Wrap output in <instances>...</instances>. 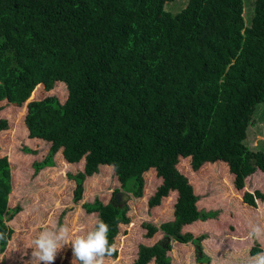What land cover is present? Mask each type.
Instances as JSON below:
<instances>
[{
    "label": "trees",
    "instance_id": "1",
    "mask_svg": "<svg viewBox=\"0 0 264 264\" xmlns=\"http://www.w3.org/2000/svg\"><path fill=\"white\" fill-rule=\"evenodd\" d=\"M175 1L0 0V101L26 105L29 136L50 142L35 171L53 166L62 150L70 163L86 159L84 170L69 174L76 201L100 165L114 168L130 197L143 196L144 173L154 168L163 182L151 207L178 191L172 220L144 223L148 237L161 230L164 238L140 244L133 264H170V239L195 243L199 264H209L204 235L182 228L215 211L198 208L181 159L190 157L195 171L226 162L237 189L258 169L264 173V150L245 142L264 102V0H187L174 12ZM56 83L65 84L64 102L55 94L30 100ZM8 128L0 118V131ZM11 176L8 157H0V231L7 233L0 252L13 234L6 219L21 210L9 207ZM119 190L108 204H83L109 225L111 246L119 224L130 221ZM258 198L264 192H246L244 201L257 206ZM256 247L252 254L261 252Z\"/></svg>",
    "mask_w": 264,
    "mask_h": 264
},
{
    "label": "rangeland",
    "instance_id": "2",
    "mask_svg": "<svg viewBox=\"0 0 264 264\" xmlns=\"http://www.w3.org/2000/svg\"><path fill=\"white\" fill-rule=\"evenodd\" d=\"M253 1L246 0L247 5ZM186 2L187 0H176L168 8L177 12ZM54 94L64 102L67 98L65 84L56 83L51 91H46L42 85L30 100ZM24 106L26 105L19 106L7 100L0 101V118H6L9 122V128L0 131V157L7 156L11 164L12 189L8 203L10 208L18 205L21 207L11 220L9 216L6 219L13 234L6 249L0 252V264H34L31 261L32 241L39 234L41 225H66L73 238L92 230L98 221V213L87 212L83 204L91 203L97 198L108 204L117 189L120 190L115 197L121 202H127L126 215L130 221L119 224L114 245L119 251L118 257H106L105 264H133L140 244L153 245L164 238L161 230L153 237H148L144 223L160 225L164 221L172 220L178 191H171L162 198L159 205L151 207L149 198L163 182L154 168L144 173L143 196L126 198L118 197L122 189L114 168L100 165L98 171L86 177L82 199L76 201V180L70 178L69 174L84 170L86 159L70 163L60 150L54 156L53 166L35 171L34 162L45 159L50 142L29 136ZM252 120L245 142L253 149L264 150V102L257 105ZM25 148L33 149L34 153L26 151ZM178 167L188 176L200 197L198 208L207 212L215 211L214 217L197 220L182 228L183 232L190 231L195 237L204 235L201 242L202 254L210 259L209 264H247L249 256L255 255L251 253L254 246L264 251V238L246 239L250 223H264V220L258 221L257 211L258 208H264V201L256 199L257 206L244 201L246 192H264V173L260 169L248 176L242 189H237L234 184L235 174L230 171L226 162H206L195 171L189 157L181 159ZM170 243V264H199L198 255L201 254H198L195 243H181L174 239H170ZM55 264H79L70 245L58 251ZM149 264L157 263L153 260Z\"/></svg>",
    "mask_w": 264,
    "mask_h": 264
},
{
    "label": "clouds",
    "instance_id": "3",
    "mask_svg": "<svg viewBox=\"0 0 264 264\" xmlns=\"http://www.w3.org/2000/svg\"><path fill=\"white\" fill-rule=\"evenodd\" d=\"M259 220H264V208L257 209ZM109 225L102 220L97 221L92 230L75 238L66 225L49 227L41 225L36 238L32 241L31 261L34 264H55L57 253L66 245L72 248L73 256L80 264H105V258L111 257L115 251L108 240ZM7 233L0 231V240H6ZM264 238V223L249 224L246 236L248 240ZM247 264H264V251L249 256Z\"/></svg>",
    "mask_w": 264,
    "mask_h": 264
},
{
    "label": "water",
    "instance_id": "4",
    "mask_svg": "<svg viewBox=\"0 0 264 264\" xmlns=\"http://www.w3.org/2000/svg\"><path fill=\"white\" fill-rule=\"evenodd\" d=\"M17 104V103H16ZM126 197V198H128V197H130V194L129 193H127L126 191H124V190H121L120 192H119V194H118V197Z\"/></svg>",
    "mask_w": 264,
    "mask_h": 264
},
{
    "label": "crops",
    "instance_id": "5",
    "mask_svg": "<svg viewBox=\"0 0 264 264\" xmlns=\"http://www.w3.org/2000/svg\"><path fill=\"white\" fill-rule=\"evenodd\" d=\"M262 201H264V200H262Z\"/></svg>",
    "mask_w": 264,
    "mask_h": 264
}]
</instances>
